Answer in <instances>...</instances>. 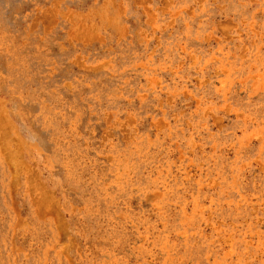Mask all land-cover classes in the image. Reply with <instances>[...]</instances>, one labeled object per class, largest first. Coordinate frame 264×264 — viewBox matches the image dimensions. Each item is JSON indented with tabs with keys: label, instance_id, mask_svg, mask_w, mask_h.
I'll use <instances>...</instances> for the list:
<instances>
[{
	"label": "rangeland",
	"instance_id": "1",
	"mask_svg": "<svg viewBox=\"0 0 264 264\" xmlns=\"http://www.w3.org/2000/svg\"><path fill=\"white\" fill-rule=\"evenodd\" d=\"M0 264H264V0H0Z\"/></svg>",
	"mask_w": 264,
	"mask_h": 264
}]
</instances>
